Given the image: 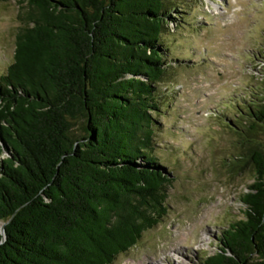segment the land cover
Listing matches in <instances>:
<instances>
[{"label":"trees","instance_id":"16d2710c","mask_svg":"<svg viewBox=\"0 0 264 264\" xmlns=\"http://www.w3.org/2000/svg\"><path fill=\"white\" fill-rule=\"evenodd\" d=\"M1 1L18 4L21 27L0 76V264H113L168 214L155 114L172 70L163 37L177 6ZM254 94L239 113L257 131L264 88ZM244 141L231 169L254 170L244 217L203 264H264V142Z\"/></svg>","mask_w":264,"mask_h":264},{"label":"rangeland","instance_id":"374dc122","mask_svg":"<svg viewBox=\"0 0 264 264\" xmlns=\"http://www.w3.org/2000/svg\"><path fill=\"white\" fill-rule=\"evenodd\" d=\"M173 4L176 21L163 37L172 70L158 85L154 147L171 180L168 214L113 264H203L244 217L254 170H231L244 140L264 142V124L253 131L239 113L264 88V0ZM20 27L18 4L0 0V76L14 62Z\"/></svg>","mask_w":264,"mask_h":264},{"label":"water","instance_id":"95a60500","mask_svg":"<svg viewBox=\"0 0 264 264\" xmlns=\"http://www.w3.org/2000/svg\"><path fill=\"white\" fill-rule=\"evenodd\" d=\"M6 225L3 224L1 227H0V234L3 236V240H2V243L5 241L6 239Z\"/></svg>","mask_w":264,"mask_h":264},{"label":"bare ground","instance_id":"6f19581e","mask_svg":"<svg viewBox=\"0 0 264 264\" xmlns=\"http://www.w3.org/2000/svg\"><path fill=\"white\" fill-rule=\"evenodd\" d=\"M0 227H1V225H0Z\"/></svg>","mask_w":264,"mask_h":264}]
</instances>
